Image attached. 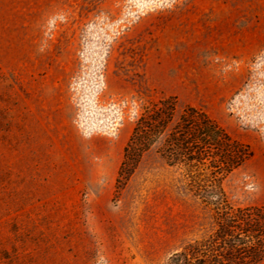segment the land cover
<instances>
[{
  "label": "rangeland",
  "instance_id": "rangeland-1",
  "mask_svg": "<svg viewBox=\"0 0 264 264\" xmlns=\"http://www.w3.org/2000/svg\"><path fill=\"white\" fill-rule=\"evenodd\" d=\"M167 97L249 147L222 185L264 206V0H0V264H169L208 234L154 149L118 178Z\"/></svg>",
  "mask_w": 264,
  "mask_h": 264
},
{
  "label": "trees",
  "instance_id": "trees-1",
  "mask_svg": "<svg viewBox=\"0 0 264 264\" xmlns=\"http://www.w3.org/2000/svg\"><path fill=\"white\" fill-rule=\"evenodd\" d=\"M154 149L180 171L187 190L212 215L213 228L172 253L169 264H259L264 259V206L232 205L222 182L250 156L201 109L167 97L144 108L123 147L118 178H129Z\"/></svg>",
  "mask_w": 264,
  "mask_h": 264
}]
</instances>
